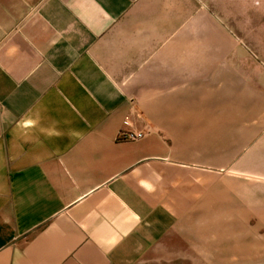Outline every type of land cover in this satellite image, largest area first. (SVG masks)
Here are the masks:
<instances>
[{
    "label": "crops",
    "instance_id": "0c3cea01",
    "mask_svg": "<svg viewBox=\"0 0 264 264\" xmlns=\"http://www.w3.org/2000/svg\"><path fill=\"white\" fill-rule=\"evenodd\" d=\"M174 5L189 0H0V264L204 256V215L190 245L156 136L117 137L171 126L188 95V59L151 44Z\"/></svg>",
    "mask_w": 264,
    "mask_h": 264
},
{
    "label": "rangeland",
    "instance_id": "374dc122",
    "mask_svg": "<svg viewBox=\"0 0 264 264\" xmlns=\"http://www.w3.org/2000/svg\"><path fill=\"white\" fill-rule=\"evenodd\" d=\"M151 39L157 50L171 39L174 54L188 59L174 62L188 71V95L171 126L143 123L138 133L156 136L158 165L174 168L173 202L191 221L184 231L190 245L198 233L193 221L204 215V256L189 246L173 264L258 262L264 252V0L174 5L171 26L158 21Z\"/></svg>",
    "mask_w": 264,
    "mask_h": 264
},
{
    "label": "built area",
    "instance_id": "2783aa9c",
    "mask_svg": "<svg viewBox=\"0 0 264 264\" xmlns=\"http://www.w3.org/2000/svg\"><path fill=\"white\" fill-rule=\"evenodd\" d=\"M117 137L118 140L120 141H135L140 139L141 135L138 132L124 131V132H120Z\"/></svg>",
    "mask_w": 264,
    "mask_h": 264
}]
</instances>
